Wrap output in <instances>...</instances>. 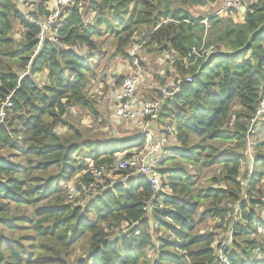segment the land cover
Listing matches in <instances>:
<instances>
[{"label": "trees", "instance_id": "1", "mask_svg": "<svg viewBox=\"0 0 264 264\" xmlns=\"http://www.w3.org/2000/svg\"><path fill=\"white\" fill-rule=\"evenodd\" d=\"M246 1L238 23L236 9L190 12L220 0H75L42 42L31 20L49 15L50 0H33V11L0 0V264H264V202L242 199L264 180V118L252 126L264 99V0ZM140 32L145 46L177 56L193 76L160 115L177 142L159 161L166 192L155 199L147 177L123 171L115 184L69 202L76 177L80 187L94 185L89 164L146 147L143 134L92 138L66 121L73 108L97 120L90 87L101 61L112 46L123 55ZM42 74L44 84L35 77ZM250 148L258 151L254 169L243 173ZM214 168L211 183L221 188L202 181ZM233 205L243 214L236 240L214 248L215 236L196 232Z\"/></svg>", "mask_w": 264, "mask_h": 264}, {"label": "rangeland", "instance_id": "2", "mask_svg": "<svg viewBox=\"0 0 264 264\" xmlns=\"http://www.w3.org/2000/svg\"><path fill=\"white\" fill-rule=\"evenodd\" d=\"M16 1L21 10L33 11L32 10L33 7L31 5L33 0H16ZM224 2L225 0H220V2L217 3L216 6H213L214 4H209L206 6H198V7L190 8V12L195 17H207L211 14H215V13L217 14L218 11H221L223 9ZM224 14L228 15L229 13L225 12ZM231 16H233L235 22L242 23L244 21V14L242 15L240 13L238 14L232 13ZM20 29H21L20 27L17 28L16 34L19 32ZM144 39L145 37L142 32L137 33L133 38L132 43L127 47L123 55H114L115 48L113 46L108 48L110 49V51L105 55V58L102 59L100 67L98 69V73L100 74L98 82L101 83L93 81L90 87V94L96 100L97 102L96 107L100 113L97 120L94 119V117L91 115L89 111L73 108L72 110L69 111L66 117V121H68L72 126L79 127L83 131H88V133L90 130L91 131L90 136H92V138L108 136L111 130L115 132L117 131L116 135L118 136L123 135L125 131H127L125 133L126 137L128 135L132 136L133 134H137L141 132L139 128L135 126L129 127L128 124L118 120L115 117L114 113L111 111V109L108 106H106V104H103V101L110 100V89L112 91V94H114V92L118 89L120 83L129 74V69L131 64L129 53L131 52L134 43L136 44L138 42L141 43ZM176 57L175 55L173 56L171 53L162 52L155 45L144 46L143 54L140 57V60L142 61L143 64L142 66H143L145 80L142 83L141 89H139L138 91L139 100H142L143 102H152L158 99V92H157L158 89L170 85L176 79L177 76L183 77L189 75L182 73L181 66H179L178 64V62L181 61H179V59H176ZM183 66H185V69H188L190 67L188 66V63H186L185 61H183ZM166 69L169 70V74L165 73ZM43 75L44 74L35 76L37 77V82L40 84L45 83V80L42 77ZM148 75H150V77ZM103 81L105 82L102 83ZM115 81L117 82L116 88L113 87ZM99 84L101 85L98 86ZM163 121L164 120L161 121L162 125L161 127H158L159 129L163 128V126L166 127L167 123ZM103 123H106L107 125L104 126L102 125ZM58 132L60 134H66L68 132V127L61 126L58 128ZM162 135L163 136H161V138L162 137L169 138V144L171 147L177 144V142L174 140L171 134V131L167 130V127L165 128ZM260 139L263 140V138H259V140ZM254 140H256V138ZM150 142H152V139ZM224 148L225 149L230 148V144L225 145ZM165 149L160 151H164ZM130 152L133 154L131 157L138 156L141 158L148 159L151 150L146 151V147H145L144 150H142L141 152H138V150L136 149ZM257 152L258 151H255L253 148L248 149L246 154L249 156L251 161L250 163L243 166V170H242L243 173L248 172L250 169L251 170L254 169V164H255L254 159ZM81 156L84 157L83 154ZM124 157H126L125 154H120L119 156H117V158H124ZM159 166H161L160 163H158V167ZM89 167H91L90 164ZM219 172L220 169L218 168H214L210 171H207L206 175H204V177L207 178L203 177L202 179V181H204V185L207 187L212 186L213 184L211 183V179L213 176L219 175ZM133 175H134L133 172H129V175L125 176L124 178L134 177ZM114 180H116V178L113 177L100 182L98 184L99 185L98 189L102 188L103 190ZM74 181L77 183L76 185L77 187L81 185V181L78 179V177ZM216 186L217 185H213V187ZM219 186L220 187H216V188L223 187V185H219ZM79 190L80 191L83 190L84 194L88 193V190L85 188L84 185L83 188ZM257 190L258 191L253 192L252 196L245 191L246 193L242 196V199H245V197L249 195L248 197L249 199L252 198L253 200H261L264 202V180L262 181V183L258 185ZM164 192H166L165 189ZM225 204L226 203H224L223 206H225ZM237 206L238 205L231 206L232 210L227 212L226 216L223 219H217V218L207 219L205 223L199 226L196 234L197 235L212 234L213 236H215V242L213 246L214 248H217L219 244L222 245L231 244L233 240H236L233 233H231L232 232L231 227L237 213ZM258 211H260L261 214L264 216V211L262 210H258ZM125 232H126V228L124 227L114 232L113 235L118 236L120 234H124ZM156 236H166V234L162 232ZM260 238H262V236H260ZM75 255L77 256L81 255V248L76 247L74 256Z\"/></svg>", "mask_w": 264, "mask_h": 264}, {"label": "built area", "instance_id": "3", "mask_svg": "<svg viewBox=\"0 0 264 264\" xmlns=\"http://www.w3.org/2000/svg\"><path fill=\"white\" fill-rule=\"evenodd\" d=\"M249 3L250 1L245 0H225L223 11L228 12V10L230 9H236L240 11L243 6H248ZM74 5L75 0H50L48 8L49 15L44 18L31 20L32 23L40 27V38L42 42L47 38V36H51L53 34V29L55 28L62 14L67 9L72 8ZM147 40L148 38L144 39L141 43L138 42L137 44H133L132 50L129 53V58L131 61L129 74L120 83L113 96L115 98V101L117 102V105L115 106V114L117 118L125 120L128 123L134 122L142 126V134L147 137L148 142L150 139H152V135L149 133L150 125L152 124V122L160 118L166 102L175 99L176 96H178L183 91V88L186 85L193 82V76H177L170 85L157 90L158 99L152 102H143L142 100H140L141 102H138V91L144 78V71L140 57L143 54V48ZM37 53H39V49L37 50L36 54ZM10 107L11 105L9 104V102L4 105V108L6 109ZM5 117L6 113L5 111H2L0 120H3ZM262 118H264V99L256 111V115L252 120V126H256V124L260 122ZM170 131L174 140L176 141L174 129L172 128L170 129ZM168 145L169 138L162 137L159 139V142L156 145L155 149L163 150ZM158 163L159 161H148L147 158H141L138 156H134L131 158H117L111 164L104 163L96 167H93V164L91 163L90 174L95 180L94 185H92L89 189L88 187H85L88 190V193L84 194L83 190H79V188H83V186H78V188L75 184V181L71 182L67 188L68 201L75 202L83 196L95 194L98 190V184L100 182L107 180L108 178H116L115 174L123 171H131L134 174L147 177L151 183L152 190L154 192V198L156 199L162 192H164L162 176L160 174ZM112 184H115V180L112 182ZM241 185L245 186L246 182L242 180ZM244 200H247V197H245ZM153 207L154 205L152 204L151 208ZM241 220H243L241 206H237V213L234 222L232 223L231 233H233L234 226L238 222H241ZM221 258L224 259V263H227L225 258H223L222 256ZM262 259L264 260V256L262 257Z\"/></svg>", "mask_w": 264, "mask_h": 264}, {"label": "crops", "instance_id": "4", "mask_svg": "<svg viewBox=\"0 0 264 264\" xmlns=\"http://www.w3.org/2000/svg\"><path fill=\"white\" fill-rule=\"evenodd\" d=\"M213 6H216V4H214ZM223 8H224V5H223ZM224 13L225 12L222 9L219 14L222 15ZM241 14L243 15V13H241ZM170 72H171V70H170ZM165 73L166 74H169V70L166 69ZM148 76L150 77V75H148ZM144 80H145V77L143 78L142 83L144 82ZM142 83H141L140 89L142 87ZM100 85L101 84H99L98 86H100ZM137 101L138 102H141L140 100H137ZM103 104H106V106H108L111 109V111L114 113L115 117L117 118V116L115 114V106L117 105V102L115 101V98H114V96L112 94L111 89H110V100H104L103 101ZM117 119L120 120V121H123L126 124H128L129 127L135 126V127L139 128L141 130L140 133L141 134L143 133L142 132V126H140L139 124L134 123V122L128 123L125 120H121L119 118H117ZM160 123H161V119L159 118L158 120H154V122H152V124L150 125L149 133L152 135V142H150L151 141V139H150L148 141L149 143L147 142L148 144L146 146V151L151 150V153H150V155L148 156V159H147L148 161H161L164 157H167L168 156L167 155L168 153H170L169 150L166 151L167 148H170L171 147L170 144L167 146V148L164 151H160V150H156L155 149L156 145L159 142V139L161 138V136H163L162 134H163V132H164V130L166 128V127L163 126V128L159 129L158 127H161V125H162V123L161 124ZM126 132L127 131H125V133ZM116 133H117V131L116 132L114 131V134H116ZM125 133L123 135L119 136V137H126ZM140 133L133 134L132 136H138V135H140ZM128 136H130V135H128Z\"/></svg>", "mask_w": 264, "mask_h": 264}, {"label": "water", "instance_id": "5", "mask_svg": "<svg viewBox=\"0 0 264 264\" xmlns=\"http://www.w3.org/2000/svg\"><path fill=\"white\" fill-rule=\"evenodd\" d=\"M247 9H248V6H243L242 8H241V12L243 13V14H245L246 12H247Z\"/></svg>", "mask_w": 264, "mask_h": 264}]
</instances>
